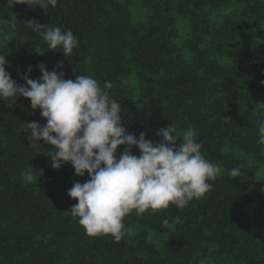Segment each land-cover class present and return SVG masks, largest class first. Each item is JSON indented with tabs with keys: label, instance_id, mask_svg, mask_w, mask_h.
<instances>
[{
	"label": "trees",
	"instance_id": "trees-1",
	"mask_svg": "<svg viewBox=\"0 0 264 264\" xmlns=\"http://www.w3.org/2000/svg\"><path fill=\"white\" fill-rule=\"evenodd\" d=\"M14 2L0 0V19L14 25L0 24V53L14 80L25 84L29 66V78L39 79L43 64L65 79L111 82L107 92L121 104L128 133L159 142L160 128L192 127L220 172L209 181L213 189L183 210H133L120 242L92 237L66 212L78 203L68 190L88 174L77 176L71 164L54 169L50 145H29L26 122L46 124L29 99L18 96L11 108L0 99V264H196L200 257L264 264V145L257 142L264 0H58L44 10L34 0ZM30 20L70 29L77 48L67 57L50 49ZM238 165L242 175L234 178ZM30 167L37 182L23 180Z\"/></svg>",
	"mask_w": 264,
	"mask_h": 264
},
{
	"label": "clouds",
	"instance_id": "clouds-1",
	"mask_svg": "<svg viewBox=\"0 0 264 264\" xmlns=\"http://www.w3.org/2000/svg\"><path fill=\"white\" fill-rule=\"evenodd\" d=\"M34 2L44 10L49 6L55 8L58 0ZM15 4L14 0H7L8 6ZM0 24L14 27L2 19ZM25 24L33 31L44 29L40 34L48 47L52 50L61 47L65 57L79 44L70 29L48 27L34 20ZM6 66V55L0 53V99L11 108L18 96L27 98L31 108L40 110L46 120L43 126L36 121L26 122L22 131L29 145L35 147L36 142L50 145L47 156L54 169L71 164L77 176L86 173L89 176L84 183L75 182L68 190L69 197L78 203L66 211L78 218L87 235H110L120 242L131 232L124 219L133 210L137 215L170 205L183 210L192 200L203 198L213 189L209 181L216 179L220 168L202 154L203 145L196 142L197 133L192 127L182 132L172 124L160 128L156 132L162 138L159 142L146 139L145 132L137 139L123 126L121 104L107 92L111 82H105L102 88L91 75L65 79L63 72L56 68L48 71L40 64L39 79L29 78L32 71L29 66L23 76L25 84H19ZM258 131L257 142L264 145V119L259 122ZM121 146H125L124 150L117 156ZM134 147L139 149V156L132 154ZM33 169L22 173L25 182L38 181ZM230 175L234 178L242 175L241 166L230 169ZM176 221L180 222V218ZM196 264L213 262L200 257Z\"/></svg>",
	"mask_w": 264,
	"mask_h": 264
}]
</instances>
